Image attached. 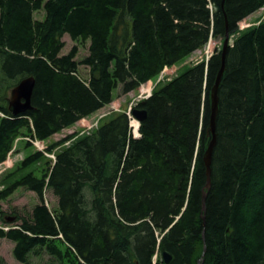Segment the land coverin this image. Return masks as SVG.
I'll use <instances>...</instances> for the list:
<instances>
[{
  "label": "trees",
  "instance_id": "obj_1",
  "mask_svg": "<svg viewBox=\"0 0 264 264\" xmlns=\"http://www.w3.org/2000/svg\"><path fill=\"white\" fill-rule=\"evenodd\" d=\"M263 6L264 0H0V164L18 138L27 136L28 146L46 141L111 104L116 88L136 91L211 38L223 43L227 30L234 37L219 90L205 211L204 153L220 51L135 103L132 112L146 111L140 136L126 110L114 111L91 132L35 150L2 176L0 238L15 242L18 261L46 252L60 264H264V19L240 28ZM39 10L42 19L35 18ZM66 34L90 41L81 59L77 45L62 53ZM80 66L88 68L87 79ZM28 77L35 79L31 108L14 115L11 91ZM41 162L46 168L38 174ZM21 187L34 191L37 203L25 214L8 213L2 202ZM48 191L58 199L55 209Z\"/></svg>",
  "mask_w": 264,
  "mask_h": 264
},
{
  "label": "rangeland",
  "instance_id": "obj_2",
  "mask_svg": "<svg viewBox=\"0 0 264 264\" xmlns=\"http://www.w3.org/2000/svg\"><path fill=\"white\" fill-rule=\"evenodd\" d=\"M44 17V11L39 10L35 12V18L42 19ZM264 19V8L255 11L245 20L240 23L241 30H245L250 26L258 24ZM66 41V46L62 50V53H67L74 45L78 47V59H81L88 53L89 40H72L71 37L66 34L64 36ZM234 37L231 38V43H233ZM223 47V43L220 39L211 38L208 44L202 49L196 50L186 58H184L179 63L165 68L158 76L154 77L149 83L143 85L139 90L132 91L130 93L124 94L121 89L116 88L113 92L114 100L111 104L103 107L99 111L93 113L92 115L81 119L73 126L64 129L60 133L55 134L50 139L46 141L33 140L32 144L28 146L25 145L24 140H28L27 136L18 138L14 144V148L11 153H9L7 160L4 164L0 165V179L8 171L14 169L16 165L28 154L34 152L35 150H42L70 134H84L89 133L95 128H97L102 120L107 116L111 115L114 111L126 110L130 116L131 120L134 118L131 108L136 102L147 97L148 93L155 88L157 85L165 84L173 77H175L180 72L184 71L186 68L191 67L203 60H207L214 52L215 49ZM79 73L82 77L88 78L89 70L86 66H80ZM144 96V97H143ZM132 126V125H131ZM133 134L134 127L132 126ZM138 136V135H137ZM66 142L65 145L69 144ZM48 156V155H47ZM48 158L55 160L52 156ZM46 168L44 162L38 165L37 173L40 174ZM46 201L52 209H55L58 204V199L51 192L46 193ZM37 203V195L34 191L28 190L24 187L17 189L7 200L2 202L3 208L8 213L16 211L20 214H25L30 211L32 207ZM15 208V209H14ZM14 246L15 242L6 238H0V256L4 258L6 264H60L59 261L54 260L48 253L43 252L41 254H32L30 260L27 263L20 262L14 256Z\"/></svg>",
  "mask_w": 264,
  "mask_h": 264
},
{
  "label": "water",
  "instance_id": "obj_3",
  "mask_svg": "<svg viewBox=\"0 0 264 264\" xmlns=\"http://www.w3.org/2000/svg\"><path fill=\"white\" fill-rule=\"evenodd\" d=\"M230 35L228 30L226 31V38L223 42V47L220 49H215V52L220 51L222 56V63L218 74L216 76V80L214 85L212 86L211 91V114H210V132L212 134V138L209 142V145L204 153V163L206 167V184L202 191V207L205 211L206 209V198L208 196V192L211 189L212 185V163H213V154L214 149L217 144V116L219 111V90L222 83V79L224 76V72L226 69V56L230 42ZM35 86L34 77H28L22 80L16 87H14L11 91V98L9 101V108L14 115H18L23 113L31 108V97ZM134 115L139 119V121H143L146 116L145 110H134ZM164 260L169 262L171 259V255L167 252L163 254ZM202 261L199 260L198 264H201Z\"/></svg>",
  "mask_w": 264,
  "mask_h": 264
},
{
  "label": "built area",
  "instance_id": "obj_4",
  "mask_svg": "<svg viewBox=\"0 0 264 264\" xmlns=\"http://www.w3.org/2000/svg\"><path fill=\"white\" fill-rule=\"evenodd\" d=\"M151 93H152V90L148 93L147 96L151 95ZM143 97H144V96H143ZM134 118H135V117H134ZM134 121H137L138 124H139V121H138L137 119H133V120H131V125L134 127V135H135V136H137V135L139 136V135H140V132H139V125H138V127H136V125L133 123ZM132 131H133V130H132ZM47 155L52 156L53 158L55 157L54 154L47 153Z\"/></svg>",
  "mask_w": 264,
  "mask_h": 264
},
{
  "label": "bare ground",
  "instance_id": "obj_5",
  "mask_svg": "<svg viewBox=\"0 0 264 264\" xmlns=\"http://www.w3.org/2000/svg\"><path fill=\"white\" fill-rule=\"evenodd\" d=\"M133 123L136 125V127H138L139 124L137 121H134Z\"/></svg>",
  "mask_w": 264,
  "mask_h": 264
},
{
  "label": "crops",
  "instance_id": "obj_6",
  "mask_svg": "<svg viewBox=\"0 0 264 264\" xmlns=\"http://www.w3.org/2000/svg\"><path fill=\"white\" fill-rule=\"evenodd\" d=\"M89 76V75H88Z\"/></svg>",
  "mask_w": 264,
  "mask_h": 264
}]
</instances>
